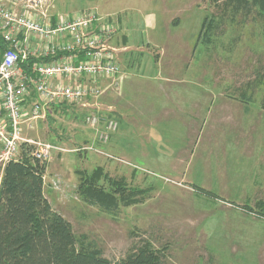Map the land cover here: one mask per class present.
<instances>
[{"label": "rangeland", "instance_id": "374dc122", "mask_svg": "<svg viewBox=\"0 0 264 264\" xmlns=\"http://www.w3.org/2000/svg\"><path fill=\"white\" fill-rule=\"evenodd\" d=\"M56 5L60 14L95 11L115 27L109 46L120 72L86 107L54 106L29 134L64 150L53 152L44 176L53 209L111 261L148 241L163 264H264V218L245 208L264 199V21L229 12L205 44V19L222 15L213 0ZM149 82L162 84L164 99L194 88V136L185 126L173 129L166 115L156 120L162 137L147 136ZM88 115L100 118L96 127L85 122ZM110 121L117 128L103 143L99 135ZM99 167L148 190L143 202L116 215L84 202L78 173ZM101 184L108 187L104 178Z\"/></svg>", "mask_w": 264, "mask_h": 264}, {"label": "built area", "instance_id": "2783aa9c", "mask_svg": "<svg viewBox=\"0 0 264 264\" xmlns=\"http://www.w3.org/2000/svg\"><path fill=\"white\" fill-rule=\"evenodd\" d=\"M56 8V0H0L2 170L22 159L23 147L41 164L63 152L30 132L54 106L86 107L85 100L102 94V82L120 72L109 46L115 27L95 11L60 14ZM85 122L96 127L100 118L88 115ZM116 128L110 121L100 141L107 143Z\"/></svg>", "mask_w": 264, "mask_h": 264}, {"label": "trees", "instance_id": "16d2710c", "mask_svg": "<svg viewBox=\"0 0 264 264\" xmlns=\"http://www.w3.org/2000/svg\"><path fill=\"white\" fill-rule=\"evenodd\" d=\"M213 1L222 15L220 21L218 17L205 19L199 36L205 44L212 43L229 12L233 18H249L255 13L264 21V0ZM261 78L264 80V74ZM46 170L47 164L32 159L25 147L19 162L0 168V264H163L161 252L148 241L137 244L121 261H111L99 249L90 247L87 237L77 236L46 197ZM78 174L82 200L110 215L141 204L148 192L128 186L124 178H110L102 167L91 174ZM103 178L108 187L101 184ZM245 208L250 212L258 209V215L264 218V199L258 200L254 208L249 204Z\"/></svg>", "mask_w": 264, "mask_h": 264}, {"label": "crops", "instance_id": "0c3cea01", "mask_svg": "<svg viewBox=\"0 0 264 264\" xmlns=\"http://www.w3.org/2000/svg\"><path fill=\"white\" fill-rule=\"evenodd\" d=\"M161 88L162 84L158 82H149L143 85V89L149 91L148 93H145L144 100L148 107V112L144 114V119L149 121L145 130L147 136L150 138L162 137L160 133L162 131V124L159 122V126H157L156 120L161 119L164 115H166L168 125H172L173 129H178L179 127L176 126V124H179L182 128L187 127L191 131L190 134L194 136V121L196 122V119L198 118L194 117V88L190 89L191 93H189V95L187 92L185 94H181V97L178 96L172 99H164L165 96H163L160 92ZM129 96L130 93L125 95V97H127L126 100L129 99ZM151 121H154V124ZM152 142L156 141L152 140ZM190 157L193 162L194 150L192 151Z\"/></svg>", "mask_w": 264, "mask_h": 264}]
</instances>
